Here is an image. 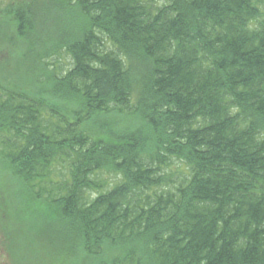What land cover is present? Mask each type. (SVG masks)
I'll list each match as a JSON object with an SVG mask.
<instances>
[{
  "label": "trees",
  "instance_id": "1",
  "mask_svg": "<svg viewBox=\"0 0 264 264\" xmlns=\"http://www.w3.org/2000/svg\"><path fill=\"white\" fill-rule=\"evenodd\" d=\"M6 60L9 264H264V0H10Z\"/></svg>",
  "mask_w": 264,
  "mask_h": 264
},
{
  "label": "rangeland",
  "instance_id": "2",
  "mask_svg": "<svg viewBox=\"0 0 264 264\" xmlns=\"http://www.w3.org/2000/svg\"><path fill=\"white\" fill-rule=\"evenodd\" d=\"M10 0H0V9H2L3 7H5V5L9 2ZM15 3H18L20 1L23 0H13ZM8 57L7 54H5V52L2 55V58L4 59L5 57ZM63 61V66L62 68H65V66H67V61L65 58L62 59ZM13 68L15 69L16 66L15 64H13L12 62H9L6 60V66L5 67H0V69H4V71L0 74V77L2 79H4L5 81L11 83V84H15L17 86L23 87L25 90H27L29 87L27 86L28 82L27 79L24 75H28V74H13L11 70H13ZM15 80V82H14ZM29 81V80H28ZM9 260L6 257V255H4V252L2 249H0V264H9L8 263Z\"/></svg>",
  "mask_w": 264,
  "mask_h": 264
}]
</instances>
